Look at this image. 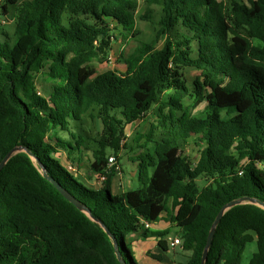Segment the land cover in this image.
<instances>
[{
	"label": "trees",
	"instance_id": "1",
	"mask_svg": "<svg viewBox=\"0 0 264 264\" xmlns=\"http://www.w3.org/2000/svg\"><path fill=\"white\" fill-rule=\"evenodd\" d=\"M147 1L160 12L157 20L151 7L142 16L154 21L155 40L124 54L123 71L98 72L90 63L107 60L113 40L140 34L137 0H0V162L16 146L33 155H13L0 172V264H121L105 228L126 264H139L131 234L156 236L168 251L170 230L144 224L165 216L191 252L186 264H201L225 204L264 202V0ZM6 18L14 20L12 36ZM189 67L200 71L192 84ZM165 90L172 93L162 99ZM154 105L156 123L131 147L140 185L115 194L108 150L119 160L127 126ZM88 116L102 125L89 164L106 176L98 189L60 154L73 161L88 149ZM191 138L201 145L196 162L174 154ZM252 241L257 251L243 263ZM206 264H264V208L245 203L226 211Z\"/></svg>",
	"mask_w": 264,
	"mask_h": 264
},
{
	"label": "rangeland",
	"instance_id": "2",
	"mask_svg": "<svg viewBox=\"0 0 264 264\" xmlns=\"http://www.w3.org/2000/svg\"><path fill=\"white\" fill-rule=\"evenodd\" d=\"M139 2V9L137 12V28L140 31V34L136 37H131L127 40L123 39H116L113 40L112 43V49L110 51V54L107 56V60L98 61L95 60L91 62V66L94 67L98 72H103L108 69L113 70H119L123 71L125 69V63L123 61V55L128 54L136 45H138L139 41H148L153 42L155 40V23L152 20H157L159 18V8L155 5H150L147 0H137ZM153 8L154 10V17L152 20H146L142 19V16H144L145 12L149 8ZM5 27L8 30L9 34L12 36L15 31V24L14 20H11L9 18H6L4 21ZM196 47V45H195ZM196 54V52H195ZM185 77L189 80V82L192 84V82L200 75V71L196 68L189 67L186 68L184 71ZM38 87L41 93L44 92L41 78H38ZM172 93V91H163L161 93V98L166 99L169 97V95ZM184 104L186 106H190L192 103V99L190 97L184 99ZM204 108V104L200 105L196 109H192V113L194 115H200L202 114V110ZM157 111H158V105H154L146 114V116L137 121L133 124H130L127 126L126 130V139L122 143V149L119 151L118 156H120V159L118 160L119 170L120 172H126L129 175L133 172V166H136V163L131 161V157H133V154L135 153L136 149V136L139 133H147L150 128L151 124L157 121ZM84 128L88 131V149H84L82 153L80 154H74L73 155V162L72 166L77 170H83V172H87L89 168L90 161L92 160V149L97 147V143L93 140V137L98 138V132L101 131L102 125L100 121L94 120L91 117H86L84 121ZM196 140V138H191L188 142H180V144L177 147V151H175L174 154H184L188 156V158L196 162L199 155H200V143ZM124 144V145H123ZM131 147H135L134 149H131ZM109 156L113 155V152L111 150H108ZM117 156V155H116ZM78 158H81V160H78ZM63 164V162H62ZM70 165V164H69ZM118 172V170H116ZM205 181H201V184H204ZM113 184V183H112ZM139 183H137L135 186L139 187ZM135 189V188H134ZM129 190V189H128ZM179 237L178 235H176ZM257 251V242L252 241L247 244L244 253H243V263H247L250 258L252 257L253 253ZM169 256L171 258H176L175 252H170ZM180 256L178 260L182 262L184 259L188 260L189 256ZM177 259V258H176Z\"/></svg>",
	"mask_w": 264,
	"mask_h": 264
},
{
	"label": "crops",
	"instance_id": "3",
	"mask_svg": "<svg viewBox=\"0 0 264 264\" xmlns=\"http://www.w3.org/2000/svg\"><path fill=\"white\" fill-rule=\"evenodd\" d=\"M60 154L63 165L67 166L69 164H72L73 161L68 158V154L66 152H61ZM75 171L77 174H79V178L89 187L98 189L102 186L103 182L99 180L97 174L91 173L89 168L87 172H83V170L80 169L78 170V168ZM137 183H139V180L136 165L133 166V172L131 175H129L128 173L126 174V172L124 173L123 171H118L116 173L113 178L112 191L115 194L123 193L125 191H128V189L130 190L137 188L135 186ZM149 229L154 231L170 230L169 235L165 237L169 249L168 251L162 250L158 245L159 238L156 236L144 237L142 236L141 232L133 233L131 234V238L133 239L132 249L139 264H186L187 260L184 259L181 262L180 259L178 260V258L180 256H183L182 258H184V256L190 257L191 252L188 250H184L181 245L176 247H173L171 245V240L174 237H177L176 235H178L179 233L178 228L172 223L168 216H165L163 219L156 223H150ZM172 251L176 253L177 259L175 257L171 258L169 256V253ZM150 253L155 255H162L163 260L158 261L157 259L152 257Z\"/></svg>",
	"mask_w": 264,
	"mask_h": 264
},
{
	"label": "water",
	"instance_id": "4",
	"mask_svg": "<svg viewBox=\"0 0 264 264\" xmlns=\"http://www.w3.org/2000/svg\"><path fill=\"white\" fill-rule=\"evenodd\" d=\"M19 152H28L30 154V156L33 157L32 153H30L25 147L23 146H16L13 149H11L6 156L2 159V161L0 162V172L1 170L5 167V165L7 164V162L9 161V159L19 153ZM35 160L38 162V164H41L40 160L38 158H35ZM45 177L51 181L56 187L57 189L70 201L72 202L74 205H76L79 209L87 212L88 214H90V211L86 208V206L80 201L78 200L72 193H70L66 188H64L58 181H56L52 176H50L45 168H42ZM245 203H252V204H257L260 205L261 207L264 208V202H261L255 198L252 197H242L239 199H235L230 201L229 203L225 204L220 212L218 213L212 227L211 230L209 232L208 235V239H207V243L206 246L204 248L203 254H202V258H201V264H206L207 260H208V256H209V250L211 248L212 242H213V238H214V234L217 228V225L219 224L221 218L223 217V215L225 214L226 211H228L229 209H231L232 207L236 206V205H240V204H245ZM95 221H98V219L92 217ZM105 230L107 231V233L110 235L111 239L113 240V243L115 245V250H116V254L118 259L120 260L121 264H126L125 260L122 257V253L120 252L119 248H118V243H117V239L116 237L107 229L105 228Z\"/></svg>",
	"mask_w": 264,
	"mask_h": 264
},
{
	"label": "built area",
	"instance_id": "5",
	"mask_svg": "<svg viewBox=\"0 0 264 264\" xmlns=\"http://www.w3.org/2000/svg\"><path fill=\"white\" fill-rule=\"evenodd\" d=\"M108 161H109V162H108V169H110V168H112V167H115L116 170L120 171V170H119L118 161H117V158H116L115 155H111V156L109 157ZM67 167H68V169L71 170V171H74V172H75V170H76V169L72 166V164L67 165ZM241 173H242V172H241ZM97 176H98V178H99V180H100L101 182H103V181L105 180V178H106V176L103 175V174H98ZM144 224H145V227H146V228H149L150 223L145 222ZM171 245H172L173 247H176V246H180V245H182V239H181L180 237H174V238L171 240Z\"/></svg>",
	"mask_w": 264,
	"mask_h": 264
}]
</instances>
